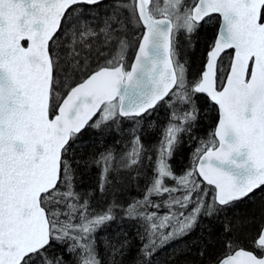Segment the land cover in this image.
Returning a JSON list of instances; mask_svg holds the SVG:
<instances>
[{"label": "snow or ice", "instance_id": "6c2138e0", "mask_svg": "<svg viewBox=\"0 0 264 264\" xmlns=\"http://www.w3.org/2000/svg\"><path fill=\"white\" fill-rule=\"evenodd\" d=\"M211 20L217 31L189 78L178 37L195 48ZM161 105L169 116L147 156L150 180L122 209L138 225V264H157L162 247L201 224L198 254L221 249L210 264H264V0H0V264H104L95 233L121 206L95 212L76 179L96 166L103 194L115 155L77 151L89 129L110 134L129 120L122 167L140 165L141 122ZM210 113L209 138L198 139ZM184 136L198 142L177 174ZM257 219L254 233L242 232ZM120 235L105 242L111 264H122Z\"/></svg>", "mask_w": 264, "mask_h": 264}, {"label": "trees", "instance_id": "16d2710c", "mask_svg": "<svg viewBox=\"0 0 264 264\" xmlns=\"http://www.w3.org/2000/svg\"><path fill=\"white\" fill-rule=\"evenodd\" d=\"M112 2L113 0L104 1V6L107 7L112 4ZM217 26L216 20H211L208 24L204 25L200 29L199 35L193 40L195 48L188 45L183 34H181L184 37L183 39L180 35V59L187 65V74L189 78L194 77L200 71L206 44L216 33ZM181 40H183L182 43ZM101 63H103V61H101ZM225 63H227V55H225ZM201 107H204L203 103H201ZM168 116V106L161 105L154 111L152 117H144L141 122L143 130L139 135L147 152L142 155L141 164L131 168L122 167V164L127 163L124 154L130 149L131 135L129 130L133 126L131 121L124 120L123 124L119 127H113L110 134L105 133L101 135L89 129L83 137L87 149L83 152L78 149L77 156L88 158L98 152H103L105 148H111L115 155V159L112 161L113 170L109 173L110 183L107 184L103 194L98 190L100 169L96 166L87 169L82 167L76 179L77 191L81 193H92L91 208L95 212L106 209L113 203L121 206L115 209L117 219L108 225L102 226L95 233L97 249L104 264H111V255L106 248L105 242L115 240L118 233L126 234V237L120 235L119 238L121 240L126 238L128 244L123 256H118L117 260H122V264H138V253L142 245V241L137 235L138 225L135 221H122V209L144 195L145 186L148 184L151 177V169L147 156H155L156 153L154 149L158 147V141L161 139V131L163 126L168 122ZM215 119V113H210L205 118H202L194 130L195 136L198 139L207 140L209 138V133L212 131ZM121 129H123V131H121ZM183 139L186 142L185 145L176 152L175 157L171 160L172 168L177 174L181 173L182 170L188 166L191 152L198 142L197 140L189 141L187 136H184ZM167 183L172 184L173 181L168 180ZM204 186L208 187L206 184ZM173 195H179V193H173ZM153 199L158 203L160 202V198L158 197H153ZM167 211L168 209L166 207H162L158 214L162 215ZM240 212L242 215H256L259 217L258 208H249L246 210L242 206ZM173 223H175V221H173ZM258 223L259 220L257 219L256 223L247 224L242 229V232L254 233ZM201 228H203V224L199 225L191 235L173 240L162 247L155 256L157 264H210V261H214L216 255L221 251L219 247L215 249L210 248L208 253L203 257L198 254L197 249L199 245L194 242L202 235ZM168 230L170 229H166L165 231ZM140 231L143 230L140 229ZM144 242H146V240ZM244 247L254 251L252 246L247 242H245ZM187 249H191V251ZM257 255H259V253H257Z\"/></svg>", "mask_w": 264, "mask_h": 264}, {"label": "flooded vegetation", "instance_id": "af4514ba", "mask_svg": "<svg viewBox=\"0 0 264 264\" xmlns=\"http://www.w3.org/2000/svg\"><path fill=\"white\" fill-rule=\"evenodd\" d=\"M217 28H218V26H217ZM179 38H180V36L178 37V41H179ZM128 56H129V59H131V56H132V52L131 51L128 52Z\"/></svg>", "mask_w": 264, "mask_h": 264}, {"label": "rangeland", "instance_id": "374dc122", "mask_svg": "<svg viewBox=\"0 0 264 264\" xmlns=\"http://www.w3.org/2000/svg\"><path fill=\"white\" fill-rule=\"evenodd\" d=\"M181 38L183 39L184 37H183V35H181ZM183 42V40H181V43Z\"/></svg>", "mask_w": 264, "mask_h": 264}, {"label": "water", "instance_id": "95a60500", "mask_svg": "<svg viewBox=\"0 0 264 264\" xmlns=\"http://www.w3.org/2000/svg\"><path fill=\"white\" fill-rule=\"evenodd\" d=\"M104 1H107V0H104ZM26 43V42H25ZM228 51H231V50H228Z\"/></svg>", "mask_w": 264, "mask_h": 264}]
</instances>
